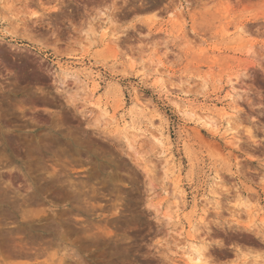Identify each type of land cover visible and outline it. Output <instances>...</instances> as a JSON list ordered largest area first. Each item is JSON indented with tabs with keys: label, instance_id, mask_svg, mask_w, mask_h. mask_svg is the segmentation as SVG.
Wrapping results in <instances>:
<instances>
[{
	"label": "rangeland",
	"instance_id": "1",
	"mask_svg": "<svg viewBox=\"0 0 264 264\" xmlns=\"http://www.w3.org/2000/svg\"><path fill=\"white\" fill-rule=\"evenodd\" d=\"M262 223L264 0H0V264H186L190 224L264 264Z\"/></svg>",
	"mask_w": 264,
	"mask_h": 264
},
{
	"label": "bare ground",
	"instance_id": "2",
	"mask_svg": "<svg viewBox=\"0 0 264 264\" xmlns=\"http://www.w3.org/2000/svg\"><path fill=\"white\" fill-rule=\"evenodd\" d=\"M84 72H85V70H84ZM78 76L83 78L87 82L95 80L93 78L94 77L93 73L92 72H88V71H87V73L82 74L81 76L79 74ZM96 90H97V88H94L93 89V93ZM232 100H233V98L231 96H229L228 97L229 103L227 105V108H223L221 110H216V109L213 110V109L207 108L205 111H202V110H199L198 108L193 107L192 105H190L188 107V109H187L186 114L195 116L196 117L195 120L197 122L202 117V116L200 117V113L208 115V118L211 119V120H215L216 118L219 119V120L220 119H226L227 117H230L229 113H227V110H228V108L231 107L230 103H231ZM99 105H100V106H98L99 110L101 109L102 111H104L105 115H107V117H108L107 119L109 120L108 122H110L113 125H116L118 128L121 125V123H124L123 124V128L121 129L120 133H122V135H124V138L127 140L129 145L131 146V148H135L134 145L138 142V140H137L138 138H140V137H142L144 135H147V134L150 135L152 140L157 145H160V146L162 145V140H160V138H158V136L153 134L154 132H157V130H150V128L144 130V129L139 128V127H137V126H135L133 124H130L129 122L120 121L117 118V112L116 111H114V113H110V111L108 110L109 109L108 106H104L103 104H99ZM176 106H177L176 108H178V110L180 111V109L182 107V104L180 102H177ZM226 125H227V128L230 130L231 126H232L231 118L226 122ZM152 126L153 125L151 124L150 127H152ZM157 133H162V132L159 130ZM232 140H235V136L234 135H233V139ZM236 140H237V138H236ZM135 150H136V148H135ZM220 182H221L220 176H216L214 182L212 183V187H214V185L220 184ZM212 187H211V191L213 190ZM239 197L243 198L242 200H247V197H244V196H241V195H239ZM206 199H209V198H206ZM179 206H180L179 204H176L175 208H178ZM162 210H164L163 211L164 212V217L163 218H165V220L167 222L172 221L173 217L171 216V210H172L171 207H166V208L163 207ZM194 210H196V208ZM256 213H258V211L256 209H252L251 212H250V215L254 216ZM262 224L264 226V223H262ZM193 227H194L193 224H190V226H189V228H190L189 230L190 231H188L187 234H185V232L180 234L181 237H183V238H185L187 240V242H188L187 246L182 248V247H180L178 245L177 246L178 250L176 252H174L176 254V256L178 258H180V260L184 261L186 264H198V263L200 264V262H203L202 261L203 258H205L204 249H203V247L201 245V243L203 241L200 240L199 236H196L193 233V231H192ZM167 245H168L167 248L169 249L170 245L169 244H167Z\"/></svg>",
	"mask_w": 264,
	"mask_h": 264
}]
</instances>
